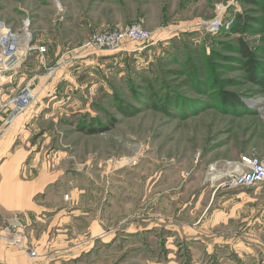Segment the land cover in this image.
Listing matches in <instances>:
<instances>
[{"label":"rangeland","instance_id":"374dc122","mask_svg":"<svg viewBox=\"0 0 264 264\" xmlns=\"http://www.w3.org/2000/svg\"><path fill=\"white\" fill-rule=\"evenodd\" d=\"M138 22L151 41L83 47ZM1 28L29 33L0 72V183L53 182L34 211L0 204L23 238L0 242L38 264H264V181L207 182L264 160V0H0Z\"/></svg>","mask_w":264,"mask_h":264},{"label":"built area","instance_id":"2783aa9c","mask_svg":"<svg viewBox=\"0 0 264 264\" xmlns=\"http://www.w3.org/2000/svg\"><path fill=\"white\" fill-rule=\"evenodd\" d=\"M6 30V32H11L10 30H7L5 28L0 29V44H1V52H0V59L4 55L5 51V44L8 42V36L6 34H3V31ZM13 33V32H12ZM151 38H153L152 32L148 31L147 29H144L142 27L141 23H135L128 25L124 28H113V29H104L98 32H95L92 37L87 41L83 47L84 49H95V50H117L118 48H122V44L128 41L136 40V41H151ZM43 47H37V50L41 51ZM54 72V68L50 69L49 71ZM31 92L27 87L23 89L17 96L12 98L11 102H15L14 109L20 108L17 114L21 113L23 110L27 109L30 105L31 97L29 98H23V100L20 98L24 92ZM21 99V101H19ZM12 110V113H13ZM16 115V114H15ZM244 164L250 163L249 165H245L243 167L251 166L252 169L249 171H245L241 176L242 178L237 180L236 185L239 186L241 184H253L256 182L262 181L264 178V168L263 166L258 162V160L253 157L247 160H243ZM240 163V164H242ZM239 164V163H238ZM18 226H15L14 224L8 223L4 227L0 229V236L8 241L10 244L20 246L22 244L23 238H22V231L21 228H17Z\"/></svg>","mask_w":264,"mask_h":264},{"label":"crops","instance_id":"0c3cea01","mask_svg":"<svg viewBox=\"0 0 264 264\" xmlns=\"http://www.w3.org/2000/svg\"><path fill=\"white\" fill-rule=\"evenodd\" d=\"M13 116L14 115H12L9 118V121L12 120ZM8 170H11L15 175L13 174V179L11 182L3 180L0 183V202H1L0 204H2L1 207L9 211L10 209L11 210L22 209V211L25 213L27 211H34V208L37 209L36 205L32 201V197L36 195L37 192L41 191V188L44 185H47L53 182V179L49 176L45 177L38 184H36V186H32V188H27L26 184L23 185L21 183L22 181H21L20 175H17L15 171L16 165L12 166L11 169L9 168ZM243 190L245 191L246 189H243ZM223 192H220V193H223ZM30 226L33 228L31 223L29 222V228ZM45 238H46L45 230H42L41 233L39 234V237H36L37 244L35 243L36 244L35 246H37V248H41V247L44 248L43 246L46 243ZM49 245H46V247H48ZM43 250H46V248H44ZM37 261L44 262L45 258L42 257V258L32 259L26 253V251L18 249V248H14L6 244L5 242H2V241L0 242V264H38ZM59 261L60 260L58 258L57 262L55 261V264L59 263Z\"/></svg>","mask_w":264,"mask_h":264},{"label":"bare ground","instance_id":"6f19581e","mask_svg":"<svg viewBox=\"0 0 264 264\" xmlns=\"http://www.w3.org/2000/svg\"><path fill=\"white\" fill-rule=\"evenodd\" d=\"M212 29V28H210ZM28 31H23V33H12V32H6V30L3 31V34H6L8 36V42L4 45L5 46V53L0 59V72H4L10 69L15 68L18 65V61H22L23 56L26 54V46L21 50V37L27 36ZM28 51V50H27ZM8 80V77H5L4 75L0 74V85L6 83ZM33 98L34 93L31 91L24 92V94L20 97L22 100L23 98ZM19 99V101H21ZM20 108L14 109L13 113L14 115L17 114L16 112L20 111ZM20 114V113H19ZM258 162L263 166L264 168V160L259 159L255 157ZM247 164H235L233 166H226L220 169L219 173L217 172H211L208 176L207 182L211 187H214V189L227 187L226 189H235L238 186L236 185L237 180L242 178V174L245 171H249L252 169L251 166L243 167ZM264 181V178L262 179ZM241 187H250V184H241Z\"/></svg>","mask_w":264,"mask_h":264},{"label":"trees","instance_id":"16d2710c","mask_svg":"<svg viewBox=\"0 0 264 264\" xmlns=\"http://www.w3.org/2000/svg\"><path fill=\"white\" fill-rule=\"evenodd\" d=\"M244 50H245V52H246V55L249 56V55H248L249 52H248L247 48L244 47ZM250 63H251V62H250L249 60L246 61V62H245V66L248 68V65H249Z\"/></svg>","mask_w":264,"mask_h":264}]
</instances>
